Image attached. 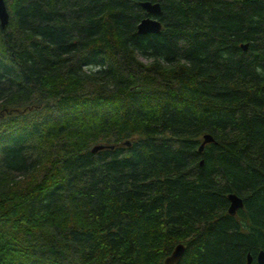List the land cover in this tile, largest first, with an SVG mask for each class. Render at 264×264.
Segmentation results:
<instances>
[{"label":"trees","instance_id":"1","mask_svg":"<svg viewBox=\"0 0 264 264\" xmlns=\"http://www.w3.org/2000/svg\"><path fill=\"white\" fill-rule=\"evenodd\" d=\"M5 4L0 264H258L264 0Z\"/></svg>","mask_w":264,"mask_h":264},{"label":"water","instance_id":"2","mask_svg":"<svg viewBox=\"0 0 264 264\" xmlns=\"http://www.w3.org/2000/svg\"><path fill=\"white\" fill-rule=\"evenodd\" d=\"M140 5L142 9L146 12L147 16L142 18L139 23L137 24V32L140 34L145 33H159L162 28V24L160 20L158 19V15L160 13V4L155 2L151 3L149 1H142L140 2ZM8 11L5 4V0H0V26L1 28H5L6 24L8 23ZM243 47H246L244 45ZM212 137L209 134L203 135V140L200 143V146L198 148L199 151L202 150L205 143L211 142ZM125 144H129V141H125ZM107 146L105 144H96L91 148L92 152H96L98 150L104 149ZM227 199L229 201L228 206V213L230 215H235L237 210L243 207V200L240 196L236 195L235 193H228ZM185 246L181 243L177 244L173 251L164 259V264H177L184 252ZM252 262V256L250 253L247 254V260L246 264H251ZM256 262L258 264H263L264 262V252L261 250L256 255Z\"/></svg>","mask_w":264,"mask_h":264},{"label":"rangeland","instance_id":"3","mask_svg":"<svg viewBox=\"0 0 264 264\" xmlns=\"http://www.w3.org/2000/svg\"><path fill=\"white\" fill-rule=\"evenodd\" d=\"M142 58V57H141ZM143 59V58H142ZM144 60V59H143ZM145 61V60H144Z\"/></svg>","mask_w":264,"mask_h":264}]
</instances>
